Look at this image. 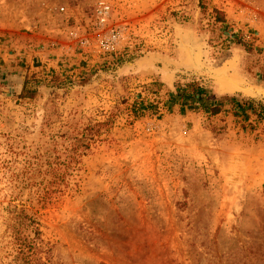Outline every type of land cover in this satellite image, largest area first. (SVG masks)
Instances as JSON below:
<instances>
[{
    "label": "rangeland",
    "instance_id": "obj_1",
    "mask_svg": "<svg viewBox=\"0 0 264 264\" xmlns=\"http://www.w3.org/2000/svg\"><path fill=\"white\" fill-rule=\"evenodd\" d=\"M205 69L264 88V0H0V264L22 208L44 264H264V102ZM191 82L219 114L174 102ZM105 123L44 203L69 127Z\"/></svg>",
    "mask_w": 264,
    "mask_h": 264
},
{
    "label": "trees",
    "instance_id": "obj_2",
    "mask_svg": "<svg viewBox=\"0 0 264 264\" xmlns=\"http://www.w3.org/2000/svg\"><path fill=\"white\" fill-rule=\"evenodd\" d=\"M176 88V94L173 97L175 103H189L194 108L199 104L203 110L209 111L212 115L220 113L221 110L218 103L212 98L208 90L197 82H191L186 85L177 84ZM26 89L27 85L25 84L22 92H26ZM247 103H251L250 106L253 104L251 101ZM133 109L141 115L140 117L144 116V108ZM252 111L260 119H264V106H261L259 109L253 108ZM106 125L107 123L95 126L88 124L84 128H77V126L69 127V130H72V134H69L67 137L70 144L65 148L64 153L55 156L53 154L54 160L49 163L48 173L51 176V180L46 184L48 186L46 195L42 196L44 203L53 198L55 189L57 190L62 182L66 183V179L72 175V172L78 170L81 159L92 150L94 144H97L101 140L103 127ZM40 163L39 161L36 162L33 167L36 175L39 176L42 173ZM15 223L20 229L28 225L35 233L34 237L29 238L22 235L19 236L15 260L23 261V264H44L43 260L46 257L45 259L50 262L54 246L50 243H45L37 219L34 216H29L25 208H22L16 212Z\"/></svg>",
    "mask_w": 264,
    "mask_h": 264
},
{
    "label": "water",
    "instance_id": "obj_3",
    "mask_svg": "<svg viewBox=\"0 0 264 264\" xmlns=\"http://www.w3.org/2000/svg\"><path fill=\"white\" fill-rule=\"evenodd\" d=\"M204 74L207 78L218 84L222 91L240 94L250 100L264 102L263 87L249 83L248 81L231 74L227 69H205Z\"/></svg>",
    "mask_w": 264,
    "mask_h": 264
},
{
    "label": "built area",
    "instance_id": "obj_4",
    "mask_svg": "<svg viewBox=\"0 0 264 264\" xmlns=\"http://www.w3.org/2000/svg\"><path fill=\"white\" fill-rule=\"evenodd\" d=\"M64 10V9H62ZM98 18L99 20L102 22V23H106L108 20H109V15L111 13V10H110V6L108 5H103L101 6L99 9H98ZM116 36L113 37V42H115L116 40ZM112 40H109L105 45L104 47H108L109 49L113 48L114 45H113V42Z\"/></svg>",
    "mask_w": 264,
    "mask_h": 264
}]
</instances>
